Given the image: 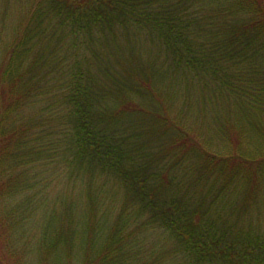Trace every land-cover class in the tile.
<instances>
[{
  "label": "trees",
  "instance_id": "obj_1",
  "mask_svg": "<svg viewBox=\"0 0 264 264\" xmlns=\"http://www.w3.org/2000/svg\"><path fill=\"white\" fill-rule=\"evenodd\" d=\"M19 1L27 13L0 61V161L13 156L4 171L15 172L22 168L15 166L20 162L38 161L30 159L41 149L49 158V145L66 144L69 157L59 171L67 208L56 239L44 251L55 249L66 228L78 233L81 264H264V0ZM127 33L141 42L135 53L145 62L137 63L150 64L156 70L151 76L143 77L146 68L137 77L127 73L133 71L129 63L134 64L122 55L132 51L129 38L120 39ZM66 36L71 43L64 47ZM144 42L149 46L141 55ZM160 69L171 82L235 104L251 131L223 154L197 143L193 153L187 151L188 138L178 134L163 148L161 142L150 145L156 139L135 141L131 131L138 133L150 118L118 117L141 111V103L133 105V88L152 98L146 91L159 83ZM165 106H154L158 120L152 124L162 125L163 118L169 125L163 130L169 132L174 115ZM155 151L163 156L160 175L151 170L152 162H141ZM172 152L175 157L166 159ZM190 158L195 161L179 174L170 170L169 160L186 164ZM201 175L219 185L205 203L200 200ZM34 176L15 179L14 188L7 182L0 185V202L8 194L27 191L32 198L28 205L34 207L35 201V209L43 208L49 199L44 178ZM99 179L114 181L104 190L94 183ZM183 179L191 183V191ZM213 191L205 190L207 198ZM80 206L93 216L98 213L102 223L104 215L113 214L111 227L88 224L75 214ZM54 216L51 207L45 218L55 225ZM4 222L0 216V228ZM49 222L41 230L51 229ZM7 239L0 233V264H18L6 257L4 249L10 253L13 247Z\"/></svg>",
  "mask_w": 264,
  "mask_h": 264
},
{
  "label": "rangeland",
  "instance_id": "obj_2",
  "mask_svg": "<svg viewBox=\"0 0 264 264\" xmlns=\"http://www.w3.org/2000/svg\"><path fill=\"white\" fill-rule=\"evenodd\" d=\"M17 1L18 0H0V61L3 53H5L7 49V46L10 45L16 37L15 34L17 33V29L20 25L19 20H23L25 18V14L27 13V7H24L23 3ZM127 35L128 36L120 38L123 40L129 38L127 41L130 43L133 51L132 52L129 49L122 54L123 57L132 58L134 62V64L129 63L132 65L133 71H127V73L137 77V71H143V69L146 68V71L142 73L143 77L147 74H150L151 76L152 72L155 73L156 70L149 67L150 64H148L147 67H142L137 63L142 59L137 57L138 53H135V46L141 42L132 33H127ZM63 41L66 43L64 47L71 43L69 36H66ZM146 42H144L145 49L142 48L141 55L147 54L146 49H148L149 44ZM61 52H63V49L60 50V53ZM129 53H132V57ZM135 58L136 60L138 59L136 62ZM153 60L154 59L152 58V61ZM155 60L156 63L159 64L160 60ZM142 61L143 62L141 63L145 62L144 60ZM158 72L160 73L156 76L157 79H159V83H154L152 88H147L148 91H146L147 95H150L152 98L140 95L139 93L141 90L137 93L138 89L133 88L132 93H135L132 97L133 105L139 106L137 102L141 103L142 107L139 106L141 111L140 109L130 110L123 116L118 117L124 121L128 118L135 119L134 117L150 118L145 119V121L141 123L138 133L134 130L131 131V135L135 141H141L142 144H147V141L156 139L157 144L150 145L156 146L161 142L160 147L163 148L171 146L175 140V134H178L182 135L183 138H188L184 142L187 151L192 152V148L195 149L197 147V143L200 147L204 146L206 150H212L223 154L231 150L232 146L236 143L237 138L242 135L243 132L249 133L251 131L249 124H246L245 122V118L242 115L237 114V107L235 104L229 103L226 105L225 103H221V100L219 99L218 102H216L212 100V97L209 98V94L211 93H208V91L202 94L198 87H193L191 85L190 87H185V85L171 82L168 76L161 69ZM228 73H231V70H229ZM206 94H208L207 97L209 99L205 98ZM59 95H61V91L59 92ZM52 99L55 101L57 107L61 105L60 99ZM165 103H167L168 106V112L170 113L169 116H172V114L174 115L173 127L169 128V132L165 131L169 125L166 123V120H163V118H160L162 125L154 127L152 124V122L155 123L158 120L157 115L154 114V106H165ZM145 106L148 107L146 108ZM58 118L61 117H53L52 119ZM53 122L56 123L57 121ZM137 122L138 121H133L135 124H137ZM147 123L150 124L148 125ZM55 125L58 126L57 124ZM60 137L61 136L57 138L60 140ZM169 139H171V141L167 143L166 140ZM42 140L44 141L45 138L43 137ZM26 143L27 144L25 146L30 148L32 145V139L27 140ZM44 143H46V141H44ZM191 145L193 146L189 149V146ZM175 148L176 146L172 147V149ZM49 149V158L46 152L41 149V152H38L37 155L32 156L30 159L35 160L38 158V161H32V163L30 161L29 165L25 164V161L20 162L15 166L22 165V168L11 173L4 170L11 164L12 161H14L15 158L11 156L8 161L7 159L4 161V158L0 161V163L3 161V163L0 164V169L4 171L3 174L1 173L2 171H0V178H3V180L0 181V185L7 182L14 188L16 184L14 183L15 181L17 182L18 180V182H20L25 178L35 177L34 174L38 173L42 176V178H44V184L47 191L44 192L49 197L43 208L37 207L36 209L34 208L36 206L35 201L32 202L34 207L31 208V206L28 205L32 198L26 193L27 191L8 194L6 195L5 200L0 202V216L2 218H6V222H4L3 226L0 228V233H3L4 237H8L7 240L13 245L10 253H7V249L4 250L6 252V257L12 256L13 261L16 259L18 260V264H41L42 261H44V264H50V260L55 256H57V259H54L51 264L57 260L68 264H81V258L84 255V252H82L83 250H81L79 246L78 233H69L66 228H64L61 232V238L59 239L57 246H55V249L53 248L50 251H44L46 246H50L49 243H51V240L56 239L58 230L61 229L58 228L62 220L61 214L65 213L64 208H67V206L63 203V197H67V193L63 189V184L61 183V180L63 179L62 172L59 171V168H62L67 164V159L69 157L68 152L65 151L66 144L58 143L57 147L49 145ZM175 155L176 153L172 152L166 159H173ZM161 160H163V156H161L159 151H155L151 156L145 157L144 161L141 162H152L151 170L160 175V172L158 171L163 168H161L158 163L161 162ZM192 160L195 161V159L190 158L187 160L186 164H174L171 160H169L170 170H174V172L179 174L180 168L183 169L185 166L191 165ZM51 171H54L57 175L51 176ZM11 174L12 179L7 181V178ZM47 174L48 176H46ZM181 179L182 178H175L174 180L179 181ZM213 180L214 179L212 177L201 175L199 183L204 190H202V197L200 196V200L203 203L209 201L212 196L216 195L215 190L219 188V185L218 183L217 185H214ZM97 181L101 184L102 189L105 190L109 189L110 183L114 180L99 179L95 180L94 183H97ZM183 181L191 191V183H189L187 179H183ZM24 185L25 182L21 185V187H24ZM15 189H19V187ZM183 189L186 188L183 187ZM194 189L195 187H193L192 190ZM209 189L214 191L212 195L207 198L205 190L208 191ZM40 192L41 189H38L36 195H40ZM51 207L55 210L54 218H56L52 221H58L55 225L45 218L46 215H49ZM231 211L232 209L227 208V212ZM75 214L84 219L88 224L96 225L97 227L100 225L110 228L111 221L114 218L113 214L110 213L111 215L109 217L106 214L103 218L105 223L99 222L97 220H99L100 215L98 213L96 216L91 215L89 210L84 206H80V208L75 211ZM15 222L18 224L15 225ZM44 222H49V224L51 223V229L48 228L46 230H41V225ZM78 230H83V226L79 227ZM45 233L48 234L47 238H45ZM86 242L87 241H85V248ZM52 244H56V240L53 241ZM53 251H57L56 255H53Z\"/></svg>",
  "mask_w": 264,
  "mask_h": 264
}]
</instances>
